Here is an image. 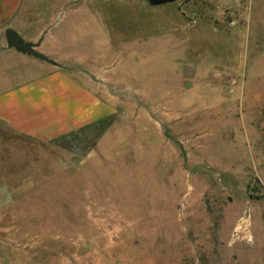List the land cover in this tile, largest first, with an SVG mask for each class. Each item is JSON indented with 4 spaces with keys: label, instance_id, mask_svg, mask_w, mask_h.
I'll list each match as a JSON object with an SVG mask.
<instances>
[{
    "label": "rangeland",
    "instance_id": "rangeland-1",
    "mask_svg": "<svg viewBox=\"0 0 264 264\" xmlns=\"http://www.w3.org/2000/svg\"><path fill=\"white\" fill-rule=\"evenodd\" d=\"M90 2L53 24L114 113L50 142L0 123V264H264V0Z\"/></svg>",
    "mask_w": 264,
    "mask_h": 264
},
{
    "label": "crops",
    "instance_id": "crops-1",
    "mask_svg": "<svg viewBox=\"0 0 264 264\" xmlns=\"http://www.w3.org/2000/svg\"><path fill=\"white\" fill-rule=\"evenodd\" d=\"M77 2L0 0V123L20 136L50 142L97 126L114 113L112 78L77 64L80 56H73V49L80 46L73 42L77 36L68 33L64 21L62 28L57 22L53 24L60 12L76 8ZM97 2L91 0L90 4ZM6 29L24 43L40 39L36 51L52 63L41 61L47 64L44 67L30 61L29 55L7 50L3 39ZM19 64L37 68L39 73L25 74L17 68Z\"/></svg>",
    "mask_w": 264,
    "mask_h": 264
},
{
    "label": "water",
    "instance_id": "water-1",
    "mask_svg": "<svg viewBox=\"0 0 264 264\" xmlns=\"http://www.w3.org/2000/svg\"><path fill=\"white\" fill-rule=\"evenodd\" d=\"M173 1L174 0H147V5L150 7H155L171 3ZM3 39L5 43V48L7 50L13 49L22 54L32 56L37 60L46 63H52L49 59H47L42 54L36 51V48L40 43V39H38L36 43H24L17 37V35L11 29H6L3 31Z\"/></svg>",
    "mask_w": 264,
    "mask_h": 264
},
{
    "label": "trees",
    "instance_id": "trees-1",
    "mask_svg": "<svg viewBox=\"0 0 264 264\" xmlns=\"http://www.w3.org/2000/svg\"><path fill=\"white\" fill-rule=\"evenodd\" d=\"M101 123H104V122H101ZM101 123H99V125H100Z\"/></svg>",
    "mask_w": 264,
    "mask_h": 264
}]
</instances>
